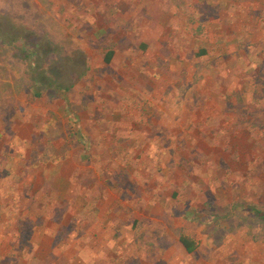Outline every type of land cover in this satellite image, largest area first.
<instances>
[{
  "label": "rangeland",
  "instance_id": "374dc122",
  "mask_svg": "<svg viewBox=\"0 0 264 264\" xmlns=\"http://www.w3.org/2000/svg\"><path fill=\"white\" fill-rule=\"evenodd\" d=\"M0 28L75 83L34 97L0 35V264H264V0H0Z\"/></svg>",
  "mask_w": 264,
  "mask_h": 264
},
{
  "label": "trees",
  "instance_id": "16d2710c",
  "mask_svg": "<svg viewBox=\"0 0 264 264\" xmlns=\"http://www.w3.org/2000/svg\"><path fill=\"white\" fill-rule=\"evenodd\" d=\"M17 30L21 32L23 28L18 27ZM0 35H2L3 41L7 43L21 42L23 56L29 61L30 84L28 85V91L34 97H41L47 90H55L56 92L69 91L74 87L75 83L72 80L73 78H63L64 74L59 70V61L52 63L54 67L52 65L45 66L42 64V55L54 51V47L50 44L47 47L41 45L39 42L41 38H37L33 33L31 36H26L25 34L21 36L19 33L11 34V32L7 34L6 32H2L0 28ZM114 53L113 50L107 52L105 56L106 63L112 61ZM203 53H205V50L202 51ZM81 75L83 74L81 73L77 77H81ZM251 211L259 220L264 221V210L251 206ZM179 241L189 253L195 251L199 245L198 241L186 232L180 234Z\"/></svg>",
  "mask_w": 264,
  "mask_h": 264
},
{
  "label": "crops",
  "instance_id": "0c3cea01",
  "mask_svg": "<svg viewBox=\"0 0 264 264\" xmlns=\"http://www.w3.org/2000/svg\"><path fill=\"white\" fill-rule=\"evenodd\" d=\"M205 50V49H202L201 52H200V55H203L205 54L207 51L205 50V53L202 54V51ZM115 54V53H114Z\"/></svg>",
  "mask_w": 264,
  "mask_h": 264
}]
</instances>
